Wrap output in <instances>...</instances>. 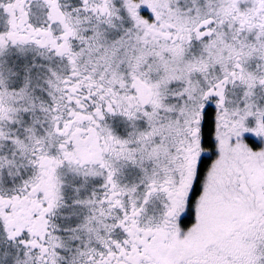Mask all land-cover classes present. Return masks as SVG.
Instances as JSON below:
<instances>
[{"label": "snow or ice", "instance_id": "1", "mask_svg": "<svg viewBox=\"0 0 264 264\" xmlns=\"http://www.w3.org/2000/svg\"><path fill=\"white\" fill-rule=\"evenodd\" d=\"M0 264H264V0H0Z\"/></svg>", "mask_w": 264, "mask_h": 264}]
</instances>
